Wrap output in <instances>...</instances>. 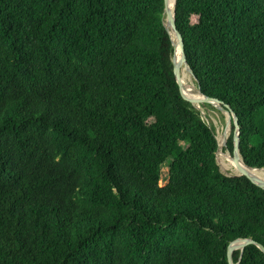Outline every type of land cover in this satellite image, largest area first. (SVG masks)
<instances>
[{
    "label": "trees",
    "instance_id": "1",
    "mask_svg": "<svg viewBox=\"0 0 264 264\" xmlns=\"http://www.w3.org/2000/svg\"><path fill=\"white\" fill-rule=\"evenodd\" d=\"M163 10L0 0V264H228L233 240L264 246V189L219 171ZM175 23L195 85L264 168V0H176ZM232 261L264 253L248 244Z\"/></svg>",
    "mask_w": 264,
    "mask_h": 264
},
{
    "label": "water",
    "instance_id": "2",
    "mask_svg": "<svg viewBox=\"0 0 264 264\" xmlns=\"http://www.w3.org/2000/svg\"><path fill=\"white\" fill-rule=\"evenodd\" d=\"M175 3H176V0H174L173 10L170 11V9L168 8V0H164L163 24H164L166 31L168 32V34L171 37V42H172V47H173V56L171 59V62L173 65V74H174L176 83L181 90L182 96L186 101H188L191 105H193L197 110H199L200 105L209 104V105L215 106L221 112L227 114L229 135L232 132V146H233L232 154L228 150H227V153L232 158L233 163L236 166L238 173L236 175H229V174L222 173L220 170L219 171L226 176H245L253 184H255L256 186H258L261 189H264V178H263V176L255 175L254 173H251L253 171H258V172L261 171L264 173V168H252V167L247 166L244 163L242 156L240 154V150H239L240 131H239V126H238L236 115L232 112V110L228 106H222L221 103L217 99L210 98L208 96L203 95L200 92L199 87L197 85H195V83H194V77H193L192 71L186 62V58H185V54H184V47H183V40H182L180 33L178 32V30L176 28ZM177 48L179 50L180 56H179V59L176 61L175 51ZM182 66H184L185 70L187 71L190 78L192 79V81L194 83L193 89L198 94V96H199L198 98L188 97L187 95H185L184 87H183V84L181 81V67ZM229 135H228V137H229ZM228 137H227V139H228ZM215 138H216V136H215ZM216 141H217V138H216ZM226 143H227V141H226ZM226 145L227 144H225V147H224L225 150H226ZM218 149H219V145H218V141H217L216 154L218 152ZM215 159H216V155H215ZM248 244H255L264 253V246H262L259 243L254 242L251 239H244V238L243 239H235L232 242H230L228 247H227L226 255H227L228 264H234L232 261V252L234 250H239L240 256H241L244 247L247 246ZM236 264H238V263H236Z\"/></svg>",
    "mask_w": 264,
    "mask_h": 264
},
{
    "label": "rangeland",
    "instance_id": "3",
    "mask_svg": "<svg viewBox=\"0 0 264 264\" xmlns=\"http://www.w3.org/2000/svg\"><path fill=\"white\" fill-rule=\"evenodd\" d=\"M176 61H177V54L175 55ZM182 73V72H181ZM182 80V79H181ZM192 81V79H191ZM192 85H194L193 81H192ZM199 111L201 114V117L203 119V121L214 130L215 136L218 140V137L220 134L225 135L227 129H228V116L227 114L221 112L219 109H217L215 106L210 105L209 107H203L202 105H200L199 107ZM224 152H227V150H223ZM219 159L216 158V164L220 169V165L218 163ZM226 162L227 163H231L227 158H226ZM234 164V163H233ZM167 168H168V164H164L161 168V181H160V185H163L165 183V179H166V175H167ZM224 174H229V172L225 173L223 171H221ZM231 175V174H229ZM261 176L264 177V174H260Z\"/></svg>",
    "mask_w": 264,
    "mask_h": 264
},
{
    "label": "bare ground",
    "instance_id": "4",
    "mask_svg": "<svg viewBox=\"0 0 264 264\" xmlns=\"http://www.w3.org/2000/svg\"><path fill=\"white\" fill-rule=\"evenodd\" d=\"M173 4H174V0H168V8L170 9V11L173 10ZM175 52L177 54V60H178L179 56H180L178 48L176 49ZM181 72H182L181 73V79L183 80V83H184L183 87H184L185 94L188 97L198 98L199 96L194 91L191 78H190L189 74L187 73V71L185 70L184 66L181 67ZM191 94L193 96H191ZM228 135H229V128L227 129L225 135H223V134L219 135L218 140H217L218 141V145H219V149H218V152L216 154V158L219 159V161L218 160L217 161H218V163L220 165L221 171H223L225 173L229 172V174H231V175H236L238 173V171L236 169V166L233 163H227L226 162V158H225L224 153H223V148H224V146L226 144ZM251 173H254L255 175L264 174L261 171L260 172L253 171Z\"/></svg>",
    "mask_w": 264,
    "mask_h": 264
}]
</instances>
